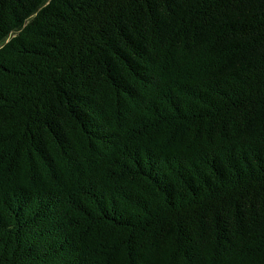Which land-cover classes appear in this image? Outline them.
<instances>
[{
    "label": "trees",
    "instance_id": "obj_1",
    "mask_svg": "<svg viewBox=\"0 0 264 264\" xmlns=\"http://www.w3.org/2000/svg\"><path fill=\"white\" fill-rule=\"evenodd\" d=\"M0 264H264V0H0Z\"/></svg>",
    "mask_w": 264,
    "mask_h": 264
}]
</instances>
